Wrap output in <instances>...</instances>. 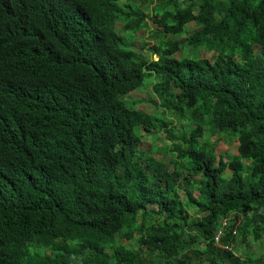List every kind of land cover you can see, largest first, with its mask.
<instances>
[{
  "label": "trees",
  "instance_id": "trees-1",
  "mask_svg": "<svg viewBox=\"0 0 264 264\" xmlns=\"http://www.w3.org/2000/svg\"><path fill=\"white\" fill-rule=\"evenodd\" d=\"M119 1L0 0V264H238L236 237L262 236L264 0H158L150 16L145 0ZM147 16L154 60L115 31ZM188 23L184 41L213 58L177 56ZM151 74L161 99L198 110L214 135L201 142L194 121L172 136L170 170L141 148L156 116L124 99ZM221 135L236 140L227 161L213 151ZM225 217L231 249L214 241Z\"/></svg>",
  "mask_w": 264,
  "mask_h": 264
},
{
  "label": "rangeland",
  "instance_id": "rangeland-1",
  "mask_svg": "<svg viewBox=\"0 0 264 264\" xmlns=\"http://www.w3.org/2000/svg\"><path fill=\"white\" fill-rule=\"evenodd\" d=\"M158 0H145L143 4L138 2V6L140 7V11L145 15H151L154 12V6ZM124 9V8H123ZM147 16L145 18L142 27L131 33L129 35L128 31H124L125 28L122 23L118 22L115 31L120 35H124L126 40L129 41L131 49L137 57L143 58L145 60H154L159 57V51L155 48L157 44V37L155 36L156 31L154 23L151 21L150 17ZM194 27L193 23H188L185 25L183 30L174 38L183 40L181 44L180 51L177 52L178 57L189 56L196 53L199 57H208L213 58V51L207 50L200 47L198 50H194L193 45L184 41L187 33L192 30ZM154 31V33H153ZM229 46L231 42H228ZM255 51L257 53L260 50L255 45ZM158 82V76L155 74H151L150 76H146L143 84L129 92L124 96V99L128 102H134V108L143 110L144 112L151 113L156 116V127L150 129L148 132L140 131L142 135V145L143 149L146 147V151L144 152V156L146 158H151L153 165H164V168L170 170L172 168V164L167 163L171 158L174 157L175 152L171 151L173 146H182V143L177 139H174L172 136H178L183 133H187V131L194 126V121L201 122L200 124L203 127L202 136L199 137V140L205 141L208 139L211 141L214 135H210L206 126L204 125L205 118L200 115V112L196 109H184L180 105L175 104V102L168 98V100L161 99L157 92L153 89L154 84ZM169 133V136L166 134ZM236 140L233 137H229L227 135H221L220 139L215 143L213 147V151L220 155L224 161H227L231 158L235 153ZM178 162V160H177ZM248 161L242 159V163L245 166ZM224 176L227 177L228 173L225 172ZM189 184L192 188L193 192H196L198 189V178L195 176L190 177ZM183 183V180H181ZM177 195L184 199V191L181 188H178ZM149 208L155 209V205H148ZM187 210L190 214V218H196L194 214V207L191 205L187 207ZM190 219V220H191ZM123 242L132 248L138 247L137 241L134 239H124ZM204 244V240L198 239L193 242L190 246L192 250L200 249ZM235 255L239 257L238 264H252L251 259L255 261L258 260L256 264H264V230L262 231V236L256 240H251L250 242H246L245 240H241L239 236L236 237L234 242V247L232 249ZM206 264V263H202ZM222 264H230L228 262H222Z\"/></svg>",
  "mask_w": 264,
  "mask_h": 264
},
{
  "label": "clouds",
  "instance_id": "clouds-1",
  "mask_svg": "<svg viewBox=\"0 0 264 264\" xmlns=\"http://www.w3.org/2000/svg\"><path fill=\"white\" fill-rule=\"evenodd\" d=\"M124 2H125V0H120V1H119V5L122 6V4H123ZM121 10H123L122 7H121ZM136 31H137V30H136ZM156 59H157V58H156ZM137 88H139V87H137ZM137 88H135V89H137ZM135 89H134V90H135ZM130 92H131V91H130ZM238 219H239V222L237 223V220H238ZM222 220H223V219H222ZM237 220L235 221V225H236V223H237V225L240 223V221H241L240 217H238ZM228 221H229V220H227V223L224 224V225H227V224H228ZM224 225L222 224V227H219V228L216 230L215 234H214V241H215V243H218V244H219L220 246H222L223 248H224V244H230V243H223V244H222V243L219 242V239H220L221 235L223 234V226H224ZM237 225H236V226H237ZM219 229H222V233H220L219 236H218V238H217V233H218V230H219ZM225 249H227V248H225Z\"/></svg>",
  "mask_w": 264,
  "mask_h": 264
},
{
  "label": "built area",
  "instance_id": "built-area-1",
  "mask_svg": "<svg viewBox=\"0 0 264 264\" xmlns=\"http://www.w3.org/2000/svg\"><path fill=\"white\" fill-rule=\"evenodd\" d=\"M229 218H230V217H225V218H223V220H222V224H223V225L226 224V223H227V220H229ZM238 222H239V219L237 220V223H238ZM237 223H236V225H237ZM235 229H236V227H235ZM235 229H233V232L235 231ZM220 233H222V229H219V230H218L217 238H218V236H219ZM224 248L231 249V245H230V244H224Z\"/></svg>",
  "mask_w": 264,
  "mask_h": 264
}]
</instances>
